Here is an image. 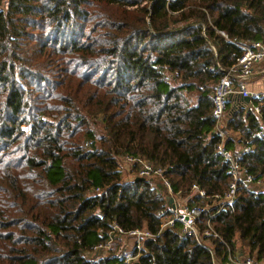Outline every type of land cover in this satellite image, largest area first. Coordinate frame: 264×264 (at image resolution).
<instances>
[{"label":"trees","instance_id":"obj_1","mask_svg":"<svg viewBox=\"0 0 264 264\" xmlns=\"http://www.w3.org/2000/svg\"><path fill=\"white\" fill-rule=\"evenodd\" d=\"M0 9V264H120L118 236L108 256L94 254L114 222L157 236L139 264L264 262V192L239 184L235 204L211 220L208 250L160 233V182H127L120 162L165 169L183 196L199 186L207 197L192 206L225 197L233 177L214 132L216 68L237 64L239 44L264 42V0H8ZM262 123L264 101L230 97L225 149L248 147L240 165L264 186Z\"/></svg>","mask_w":264,"mask_h":264},{"label":"built area","instance_id":"obj_2","mask_svg":"<svg viewBox=\"0 0 264 264\" xmlns=\"http://www.w3.org/2000/svg\"><path fill=\"white\" fill-rule=\"evenodd\" d=\"M1 10V9H0ZM222 35L228 39V36ZM244 51L242 57L238 59L237 64L232 68L225 70L220 63H217V71L223 73L222 78L216 84L213 100H214V117L216 119L215 134L220 136L221 143L219 145V153L222 158L230 163V174L233 177V182L230 186L229 192L223 199L219 196L216 197L220 200L215 207L209 206L202 207L200 205L192 206L190 200L194 197L206 198V193L199 186L194 185L190 195L183 196L180 192L176 193L171 181L166 177V170L155 167L149 161L142 158L124 157L123 162L131 168L134 173V178H142L144 180H157L162 186V190L167 199V204L164 209L157 213V217L161 220V231L165 232L173 230L178 232L181 237H193L200 246L207 247L205 237H218L215 234L211 220L216 218L226 207L235 204L237 190L239 184L243 183L249 186H262L261 182H255L254 177L251 176L247 170H243L240 165V160L249 152V148H244L238 155H234L231 151L225 149L226 140V125H227V102L230 97L239 95L241 98H249L250 104L254 100L264 101V92L253 91L249 88V83L253 78L256 66L264 62V42L254 41L245 42L241 45ZM214 70V69H213ZM254 112L261 116V106H254ZM264 135V123L261 124V129L255 134V137ZM123 170V169H122ZM173 198V206L170 204L169 199ZM210 213V220L206 230L199 229V223L204 214ZM113 230L108 233V238L99 244L94 254H102L113 249L115 244V237H120L123 240L132 242V249L121 248L118 257L121 261L120 264H137L142 251L143 245L147 240L155 239L157 236L153 235L147 230H132L125 231L116 222L113 223ZM111 252V251H110ZM213 254V252H212ZM218 264V263H217ZM226 264H264L252 257L246 256L243 258H231Z\"/></svg>","mask_w":264,"mask_h":264},{"label":"rangeland","instance_id":"obj_3","mask_svg":"<svg viewBox=\"0 0 264 264\" xmlns=\"http://www.w3.org/2000/svg\"><path fill=\"white\" fill-rule=\"evenodd\" d=\"M7 2H8V0H0V7L6 8L7 7ZM120 162H121V167H122L123 172H124V178H125V180L127 182L132 181V178L134 176V173L131 171V168L123 162V159H121ZM152 183H153L152 184L153 187H158L159 186L158 181H156V180H153ZM251 188L255 189L256 191H262V192H264V186H261V187L252 186ZM118 246L119 247H126V248L128 247L129 250H131L132 249V242L125 239L121 243H119ZM113 248H114V246H113ZM110 251L113 252V249L110 250ZM110 251H107V252L102 253V256H108L110 254Z\"/></svg>","mask_w":264,"mask_h":264},{"label":"crops","instance_id":"obj_4","mask_svg":"<svg viewBox=\"0 0 264 264\" xmlns=\"http://www.w3.org/2000/svg\"><path fill=\"white\" fill-rule=\"evenodd\" d=\"M249 88L253 91L264 92V62L256 66Z\"/></svg>","mask_w":264,"mask_h":264},{"label":"water","instance_id":"obj_5","mask_svg":"<svg viewBox=\"0 0 264 264\" xmlns=\"http://www.w3.org/2000/svg\"><path fill=\"white\" fill-rule=\"evenodd\" d=\"M238 97H239L240 101H242V102H244V103H246V104H250V102H251V100H250L249 98H241L239 95H238ZM143 180H144V179H142V178H138V179H137V181H143ZM169 202H170V204L173 206L174 199H173V198H170V199H169ZM137 264H139V262H138Z\"/></svg>","mask_w":264,"mask_h":264},{"label":"bare ground","instance_id":"obj_6","mask_svg":"<svg viewBox=\"0 0 264 264\" xmlns=\"http://www.w3.org/2000/svg\"><path fill=\"white\" fill-rule=\"evenodd\" d=\"M263 186V185H262ZM257 187H261V186H257Z\"/></svg>","mask_w":264,"mask_h":264}]
</instances>
